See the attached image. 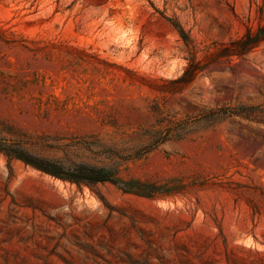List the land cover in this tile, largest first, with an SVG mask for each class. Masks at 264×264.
<instances>
[{"label":"rangeland","instance_id":"1","mask_svg":"<svg viewBox=\"0 0 264 264\" xmlns=\"http://www.w3.org/2000/svg\"><path fill=\"white\" fill-rule=\"evenodd\" d=\"M259 31L264 0H0V264H264Z\"/></svg>","mask_w":264,"mask_h":264},{"label":"trees","instance_id":"2","mask_svg":"<svg viewBox=\"0 0 264 264\" xmlns=\"http://www.w3.org/2000/svg\"><path fill=\"white\" fill-rule=\"evenodd\" d=\"M246 37L249 38L248 43H246L247 50L264 40V31L262 33L259 31L255 34L247 33ZM9 156L20 159L25 164L62 181L73 182L76 184L83 182L96 183L116 181L115 174L104 168H95L76 164L64 166L56 162L38 159L31 155H20V153H10Z\"/></svg>","mask_w":264,"mask_h":264}]
</instances>
